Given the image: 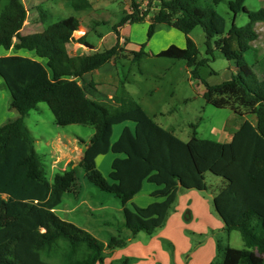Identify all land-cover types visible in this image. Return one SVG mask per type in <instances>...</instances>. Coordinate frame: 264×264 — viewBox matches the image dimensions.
<instances>
[{
    "label": "trees",
    "instance_id": "obj_1",
    "mask_svg": "<svg viewBox=\"0 0 264 264\" xmlns=\"http://www.w3.org/2000/svg\"><path fill=\"white\" fill-rule=\"evenodd\" d=\"M69 1L77 12L92 8L89 0ZM150 1L158 2L160 9L152 18L149 39L160 24L186 36L185 48L172 45L157 57L185 61L193 77L199 79L200 68L219 50L235 63L237 74L218 85L203 81L206 103L254 116L256 124L245 121L230 143L201 139L197 132L185 142L160 126L124 84L112 102L93 100L79 80L119 58L140 63L147 57L146 45L138 52H128L116 44L87 55L75 66L68 46L80 26L76 17L23 36L26 6L21 0H0V49L36 56H0V77L11 96V107L18 113L16 119L0 127V264H104L107 249L127 243L126 238L112 237L106 245L56 214L64 196L78 195L80 186L77 169L72 167L56 174L52 182L47 179L36 140L25 123V117L41 103L49 106L58 126L94 128L80 167L90 183L122 201L125 227L133 235H152L163 227L178 192L208 190L206 174L211 173L222 179L214 206L226 231L236 230L245 240L244 249L226 248L222 264H264V57L256 58L252 65L246 57L256 51V25L264 23V9L249 11L247 0L229 1L234 17L227 30L226 19L215 10L224 0H212L209 8L203 7L201 0ZM138 8L134 5L116 25L117 35L123 24L145 21L148 11ZM241 12L249 18L244 27L235 24ZM41 16L48 18L45 11ZM197 27H202L206 36V58H200V49L190 37ZM126 122H132L134 130L126 127L112 142L114 127ZM109 153L122 157L114 159L106 178L98 170L97 159ZM146 182L158 187L152 197L161 201L145 208H127Z\"/></svg>",
    "mask_w": 264,
    "mask_h": 264
},
{
    "label": "rangeland",
    "instance_id": "obj_2",
    "mask_svg": "<svg viewBox=\"0 0 264 264\" xmlns=\"http://www.w3.org/2000/svg\"><path fill=\"white\" fill-rule=\"evenodd\" d=\"M21 1L23 3L26 1L28 6L37 5V7L39 6L47 11L49 14H47L48 19H46L47 17L42 19L41 13L39 12L38 14L41 20H43V23L47 20L46 25L72 16L84 22L85 13L88 12H77L72 7L69 0ZM91 1L94 2V0ZM98 1L100 3H98ZM229 1L231 0H224L221 4L215 7V10L226 19L227 30L231 28L234 17V14L228 7ZM201 2L203 7L209 8L212 0H201ZM95 4L100 5L102 10L93 13L94 19L96 18L95 20H98L100 24L93 26L94 31H92V34L87 39L94 45L98 42V33H109V31H112L111 27L120 22L125 7L127 9L126 11H128L136 5L139 7V10L151 12L152 15L156 14L160 9V4L158 2H151L150 0H95ZM245 6L249 11H259L264 9V0H247ZM127 15L128 14L124 17ZM248 23L249 18L245 13L241 12L237 14L235 19L236 26L244 27ZM132 25L136 31H138L136 35H133V40L140 42L141 45H146L145 52L148 54H151V50H155L156 57L143 58L140 63H132L130 60L122 59L118 65L121 74L120 76L121 79L125 80L127 83V89L132 98L143 106L146 112H148V114L152 116L160 126L172 130L176 136L185 142L191 139L194 132H197L198 137L201 139L226 142L232 133L239 130L245 120H252L255 122L254 119L256 118L251 115L247 116V114H244V116H241L235 113L231 108H216L206 103L203 96L206 91L203 81H206L211 85H218L230 80L233 75L237 74V69L234 63L228 61L219 50L215 49L213 56L214 59L211 60L208 65L200 68V78L195 79L191 72L192 69L187 67L185 61L157 57V54L161 52V50H165L166 43L170 40L168 31L174 30V33H178L185 38L186 36L183 33L175 28L171 29L168 26H166L167 28L162 29L157 27L155 33L149 39L148 30L150 27V20L135 22ZM256 29L259 36L255 42V47L257 51L259 50V56H264V23L257 24ZM114 37L115 36L113 35V38ZM190 37L196 42L200 49V58H206V36L202 27H197L191 33ZM127 38H130L129 34L127 35ZM174 40H177V38L174 37ZM107 45L108 43H106L101 51L106 50L108 48ZM185 47L186 44L183 48ZM251 54L252 53L246 56L250 65H252L256 59L254 54ZM74 63L76 66L77 60H75ZM83 80L88 82L90 78L87 77ZM25 123L32 136L35 139H38L36 150L42 158L46 169V176L50 182L53 181L56 174L62 173V170L58 165L56 167L52 166L54 157L52 151L54 150L51 148V144L55 145L56 139L61 135H69L73 137L74 134H76L82 140L90 141L91 134L94 133V128L92 126H58L55 123L53 113L46 103H41L37 110L32 111L26 116ZM128 124L123 123L116 126L114 137H116L118 131H120L121 134L122 130ZM118 156L120 155L110 153L109 155L100 157L98 170L104 177H109L112 163ZM76 173L78 177V186H80L79 194L76 196L73 194L65 195V198H63L64 200H62L60 205V209H73V211L66 215L61 214V216H64L67 221L73 222L79 227L82 226L81 228H86L88 232H91L100 240H108L111 235L117 234L119 229L118 225L124 220L122 213L119 212V209L122 208L123 205L122 201L115 196L103 193L94 184L90 183L86 178L85 171L82 167L78 168ZM206 181L208 185H210L214 182H220L222 179L211 173H207ZM155 186L156 185L154 184L146 182L144 190L140 193L141 196H146L148 194V187ZM182 191L187 192L188 190ZM82 201L92 202L94 205H99L100 203L102 206H109L111 216L105 217V215L99 212L93 216H89V214L87 216V214L83 212L86 209L87 204H81L77 209V206H79ZM188 220L189 219H186L185 225ZM159 230L160 229L155 231L154 234H152L153 236H151L156 237ZM176 231L177 229L175 228L169 230L170 233L175 234ZM184 232L190 239L193 249L199 244H204L206 237L194 234L189 231L187 226L185 227ZM212 234L223 246L222 253L216 255L217 262L222 261V255L225 254L227 247L236 249L245 248L244 237L236 230L231 231V233L227 231H214ZM152 237H147L146 240L150 242ZM175 238L177 239V236H175ZM161 240L163 243H166L165 240ZM172 250L175 251V246ZM132 260L135 261L136 258L132 256ZM182 261L184 263L186 262V256L182 257ZM171 264L176 263L172 262Z\"/></svg>",
    "mask_w": 264,
    "mask_h": 264
},
{
    "label": "crops",
    "instance_id": "obj_3",
    "mask_svg": "<svg viewBox=\"0 0 264 264\" xmlns=\"http://www.w3.org/2000/svg\"><path fill=\"white\" fill-rule=\"evenodd\" d=\"M89 1L92 4V8L86 10L88 12L85 13L84 22L78 19L80 21V26L73 35V41L68 46L69 54L72 60L73 61L77 60V63L79 64L80 60L86 57L87 55L97 51H101V49L106 45V43H108L107 49H110L114 47L116 44H119V46L125 51L138 52L142 45L140 44V42L133 40V35H136L138 31H136V29L133 27V25L130 22H127L119 27L118 35L114 29L116 25L122 21V19L126 14L132 12V9L126 11L127 10L126 7L124 9L123 15L120 18V22L116 23L114 26L111 27L112 31H109V33L106 34L104 33L97 34L98 42L96 43V45L90 43L87 40L88 37L92 34V31H94L93 26L100 24L98 20H95L96 18L94 19L93 13L102 10L100 8V5L95 4V0L94 2L91 0ZM98 3L100 2L98 1ZM24 5L28 10V16L25 25L21 31V34L23 36H27L42 32L47 26L46 25L47 23H43V20H41L38 14L39 12L44 13L45 10L44 11L41 10L40 9L41 7L39 6L37 7V5L28 6L26 1H24ZM154 16L155 14L152 15L151 12H148V16L146 17L145 21L150 20V24H151L152 18ZM157 27L160 29L167 28L166 25L163 24L157 25ZM168 32H169L168 35L170 36L169 37L170 40L166 43L165 50L172 45H176L180 48H183L184 45L186 44V37L184 38L180 36L178 33H174V30H170ZM112 34L115 36L114 38ZM128 34L130 35V38H127ZM174 37L177 38V40H174ZM255 50L256 51L251 55L254 54V57L256 58L258 57V59L264 57V56H259V50L257 51L256 47ZM151 51H152L151 54L147 53V57L155 58L156 51L155 50H151ZM13 55H19V56L36 59V56L30 52L15 51L14 49H10L9 51H6L4 49H0V56H13ZM122 59L129 60L125 57L119 58L115 62H111L106 66H104L103 68L85 75L82 79L79 80V83L85 88L89 97L103 104H108L112 102V99L120 85L124 84L125 88L127 89V83L125 82V80L121 79L120 70L118 68V65ZM87 77L90 78V80L88 82L87 81L85 82L83 79ZM10 103H11V96L4 85V81L0 77V127H2L4 124L18 117V113L16 112L15 109L11 107ZM254 120L255 122L252 120H245V121H250L253 124H256L257 120L256 119ZM126 124H128L126 127L130 128L131 130H134V124L132 122H126ZM115 127L113 129L112 142H116L121 135L120 131H118V134L116 135V137H114ZM234 134L235 133H232L226 142H220V143L223 144L230 143ZM93 135L94 133L91 134V138ZM35 140L37 143L38 139ZM85 141L82 140L80 137H78L76 134H74L73 137L69 135L59 136L56 139L55 142L56 144L55 145L51 144V148L54 150L52 151L54 156L52 166L56 167L58 165L59 168L62 170V172L68 170L70 167L76 169L80 168V163L83 160L84 151L89 144L88 140ZM100 157H98L97 159V166L99 164ZM118 157H122V156H118ZM222 185H223L222 181L214 182L209 185L208 190L199 191L202 193H199L197 190H188L187 192H184L182 190L179 191L177 194L176 202L174 203V205L172 206L169 212L167 221L163 227L159 228L160 230L159 233H157L158 235L156 237H152L153 235L151 236L145 232H140L137 235H133L132 232L125 227V222L123 220L118 225L119 229L117 231V234L111 235V237L108 240H101V241L104 242L106 245H108L112 237L126 238L127 239L126 246L112 250L107 249L105 251L104 264H171L172 262H175L176 264H222V261L217 262L216 255L222 253L223 246L221 242L217 241L215 236L212 234V232L214 231H223V232L226 231L225 224L223 220L220 218L214 206L215 196L218 193L219 189L222 187ZM144 186L142 190H144ZM148 188L149 190L146 196H141V194L136 195L134 199L129 204H127L126 207L131 210H134L135 207L145 208L156 201H161L152 197V194L154 193V191L158 189V187L155 186ZM81 204L84 205L87 204L86 209L83 211L87 214V216L88 214L89 216H93L97 212L102 213L103 215H105V217L111 216L109 212L110 210L109 206L105 207L102 206L100 203L99 205H94L92 204V202L82 201L79 204V206H77V209L80 207ZM65 209L66 208L60 209L59 206L55 210L56 214L60 216L63 220H66V218L64 216H61V214L66 215L69 212L73 211V209L70 210H65ZM123 210H124V206L122 205V208L119 209V212L122 213V215H123ZM186 219L189 220L185 225ZM186 226L189 228V231L193 232L194 234H199L200 236L206 237L204 244H199L193 249V245L190 243L191 242L190 239L187 237V235L184 232ZM174 228L177 229L176 234L170 233L169 230ZM175 236H177V239L175 238ZM147 237H152L150 242L146 240ZM161 239L165 240L166 243H163ZM174 246H175V251L172 250ZM219 246L221 247V249L219 248ZM132 256L136 258L135 261L132 260ZM184 256H186L185 263L182 261V257Z\"/></svg>",
    "mask_w": 264,
    "mask_h": 264
}]
</instances>
